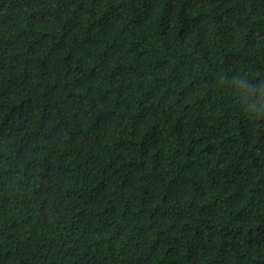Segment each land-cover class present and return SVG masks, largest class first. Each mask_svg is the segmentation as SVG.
<instances>
[{"label": "trees", "instance_id": "trees-1", "mask_svg": "<svg viewBox=\"0 0 264 264\" xmlns=\"http://www.w3.org/2000/svg\"><path fill=\"white\" fill-rule=\"evenodd\" d=\"M0 264H264V0H0Z\"/></svg>", "mask_w": 264, "mask_h": 264}]
</instances>
